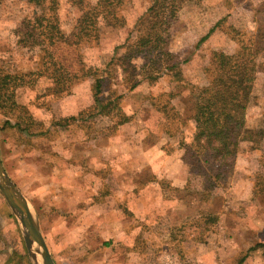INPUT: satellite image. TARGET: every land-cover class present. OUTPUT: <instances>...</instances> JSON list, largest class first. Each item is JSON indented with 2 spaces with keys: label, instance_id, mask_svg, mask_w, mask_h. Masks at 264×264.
Instances as JSON below:
<instances>
[{
  "label": "rangeland",
  "instance_id": "rangeland-1",
  "mask_svg": "<svg viewBox=\"0 0 264 264\" xmlns=\"http://www.w3.org/2000/svg\"><path fill=\"white\" fill-rule=\"evenodd\" d=\"M60 1L61 28L70 36L82 10L98 0ZM151 2L123 0L115 7L122 17L121 25L109 15L98 14L97 40L91 38L76 48L67 44L54 47V54L62 59L74 85L68 93L38 92L49 85L45 78H38L34 82V87H39L36 90L22 87L17 91L20 108L0 109L3 164L18 183L26 186L24 189L33 202H42L46 219L42 222L45 232L51 229L52 236L47 240L56 264H238L244 257L243 264H256V259H262L264 264V247L251 248L264 238V12L260 11L264 0H192L181 6L170 29L168 48L180 61L190 84L175 90L168 78L151 81L141 76V65L150 55L131 46L137 37L134 23ZM33 9L25 0L0 2V75L38 69L41 49L17 43L22 39L17 29ZM216 22L219 28L196 47L199 36ZM247 36H254L259 42L258 69L247 110V129L233 166L227 168L229 177L222 176L210 194L203 193V182L195 174L188 175L186 188L172 186L169 180L154 174L152 164L143 159L154 157L160 170L166 165L164 170L170 166L168 172L174 171L173 163H168L170 159L159 160L165 154L176 157L177 144L166 142L163 137L169 127L167 121H171L174 113L173 105L179 104L189 116L195 104V89L209 80L211 49L232 53L239 47L234 40ZM127 51L134 53L130 57L136 65L132 74L139 81L129 91L121 84L124 74L120 60L115 58ZM111 59L114 60L109 64L115 62L114 66L108 64ZM96 74L103 76L102 100L113 97L111 105L101 114L96 112L92 98ZM116 94H122L118 101L114 100ZM14 114L32 125L36 134L24 135L3 128L5 121L14 122L8 117ZM128 152L132 163L127 160L118 164L117 155L125 159ZM38 155L48 158L44 162ZM62 155H67L66 161L74 159L76 172H83L81 169L85 170L84 175L86 171L92 172L86 175L89 180L71 181L77 187L85 185L87 195L83 204L91 201L89 216L80 223L75 221L76 227L72 228L76 214L65 215L61 207L52 220L46 214L48 207L56 206L48 205L53 191L49 183L43 186L37 181L32 166H38L42 174H49V158L56 156L54 160L60 162ZM135 160L140 163L138 166ZM30 176L34 179L27 181ZM142 185L150 188L142 191ZM141 195L154 205L148 202L145 209L136 206ZM63 216L67 218L64 230L53 228ZM14 218L9 232L16 233L18 240L9 245L6 263L33 264ZM68 225L70 234L63 237ZM252 252L257 253L256 259L249 258Z\"/></svg>",
  "mask_w": 264,
  "mask_h": 264
},
{
  "label": "trees",
  "instance_id": "trees-1",
  "mask_svg": "<svg viewBox=\"0 0 264 264\" xmlns=\"http://www.w3.org/2000/svg\"><path fill=\"white\" fill-rule=\"evenodd\" d=\"M2 1L5 0H0ZM122 1L98 0L95 5L84 8L77 18V24L72 33L66 36L61 28L58 14L60 0H25L34 9L30 15L22 19L17 29L21 36L19 38L22 39L17 43H23L24 46H38L42 55L36 71L20 72V74L7 71L0 75V109L7 108L8 111H13L20 108L16 96L17 91L22 87L36 90L39 87H34V82L38 78H45V82L49 84L38 89V92L49 91L52 94H62L71 91L74 85L70 79L72 75L61 62L62 59L54 54V47L58 44H67L76 48L91 38L97 40L98 14L109 15L119 23L117 25H121L122 17L115 7L120 6ZM78 2L82 3L83 0H78ZM190 2L192 0H152L145 12L134 23L137 37L131 46L136 48V51L150 55V58L141 65L139 74L151 81L168 78V83H173L171 87L173 90L187 87L190 84L185 79L180 61L168 48L172 23L177 19L181 6ZM99 8L101 10H98ZM260 11L264 12V4ZM218 28L219 22L211 25L205 33L199 36L195 46L205 42ZM253 37L247 36L245 39L240 37L242 39L234 40L239 43V47L232 53L212 48L208 68L209 80L205 82V85L195 89V104L193 103L192 113L186 116L179 104L175 103L174 113L170 116L171 121H167L169 127H166L164 131V139L166 142L171 141L177 144L174 151L188 168V175L195 174L202 180L205 194H210L212 189L218 187V181L222 176L226 174V177H229L227 168L233 166L239 153L242 136L247 129V110L256 80L257 56L260 53L259 42ZM133 51H127L126 55L115 57L120 60L124 74L121 84L126 87L127 91L135 89L139 84L132 74L136 69V65L130 61V57L134 55V53L131 54ZM113 60L111 59L108 64ZM109 65L114 66L115 62ZM94 70L98 72L97 68ZM29 75L33 76V79L30 80ZM102 78V75L96 74L92 83V98L98 114L103 113L113 100L112 96L105 99L106 101L100 97ZM118 85H120L119 81L116 82V86ZM114 98L118 101L122 98V94H116ZM8 117L13 118L14 122L5 121V126L2 127L6 130L27 135L36 134V131L32 130V125L24 123L19 115H8ZM186 185H184L185 188ZM148 188L142 185V191ZM123 195L127 193L124 192ZM144 195L141 199L147 205L150 200L148 201ZM0 199L5 208L6 213L4 214L10 223L15 221L1 196ZM14 239H17L16 233L13 235L12 245L16 243ZM257 247H264V242H258L251 248ZM51 254L54 258L53 253Z\"/></svg>",
  "mask_w": 264,
  "mask_h": 264
},
{
  "label": "crops",
  "instance_id": "crops-1",
  "mask_svg": "<svg viewBox=\"0 0 264 264\" xmlns=\"http://www.w3.org/2000/svg\"><path fill=\"white\" fill-rule=\"evenodd\" d=\"M107 152L109 153L108 150H107ZM129 154H130L129 152L126 154V155H128V158H125V159H122L124 157L120 158V155H117L118 164H120V163L123 164L124 162H127V160H129L132 163L133 159H130ZM0 156H1V154H0ZM38 156H40V158L43 159L44 162L48 158L44 155H38ZM66 156L67 155H62L60 162L57 161V159H56V161L54 160L56 158V156L49 158V172H48L49 174H42L41 169L38 166H34V165H32V166L35 169L34 175L37 177V181H40L39 183L43 184V186H44V184L49 183L50 184L49 189L53 191V194L49 197L50 201H49L48 205L50 206L51 204H53V205L55 204L56 206L54 208L52 207L53 209L48 207V209H46L47 210L46 214L49 213L51 220H52V217L56 218V216H57L56 210L59 211V209H58L59 207L63 208V212L65 215L68 214V215H70V217L71 216L75 217V214H76V218L74 219V217H73L74 220L72 222V225L70 226L72 228V227H76V223H80L79 221L84 220V218L87 217L86 215L89 216L91 201L89 203H87L86 205L83 204V203H85L84 195H87L85 185L81 184V187H77V184L75 185V183H72L71 181L75 180V179H81V181L89 180L90 176L86 177V175H89L92 172L86 171L85 175H84V173H85L84 169H81L83 172H81V171L76 172V170L73 169V166L75 164L74 159L72 160V158H71V159H68L66 161V159H67ZM162 156L159 157V160H161V162H167L170 159V161L168 163H173L171 165V166H175V169L173 172H168L170 170V166L166 170H164L166 165L162 170H160L159 166L155 162L156 159H154V157H152V158L148 157L145 160L143 159V161L147 162L148 164L149 163L152 164V167H153L152 171H154V174H157V176L162 177V178L164 177L166 180H169L170 184L172 186H177L179 188H183V186L187 182V177H188L187 167L182 163V160L177 156V154H176V157H175V155L168 156V154H165L164 157H162ZM124 160H126V161H124ZM1 161H2V158H1ZM135 162H136V160H135ZM2 164H3V162H2ZM139 164L140 163L136 162V166H138ZM141 164L143 165L142 162H141ZM3 166H4V164H3ZM131 168H134V165L131 166ZM184 168H186V171ZM4 169H5L6 173L9 175V177L12 179V181L19 188V190L22 192V194L29 201V203H30V205H31V207L35 213V216L37 218L40 231H41V233H42V235H43V237H44V239L48 245L50 253H52L50 246H49V242L47 240V239H50L49 238L50 236H52V232H51V229H49V230H47V232H45L46 226L43 225L42 221H44L46 219L43 218V213L45 212L43 210H45V209H44L42 202L41 203L33 202L31 200L30 196L27 194L26 190L24 189L26 186L22 182L18 183L11 176V174L9 173L8 169H6L5 166H4ZM132 170H133V172H137L134 169H132ZM135 174L136 173H134L133 175H135ZM79 175H82V178L77 177ZM133 175L129 176L130 180L133 179ZM181 178H182V180H181ZM32 179H34V176L28 177L27 181H31ZM179 180L181 181L180 183H179ZM88 192H90V191H88ZM141 197H143V195H141ZM1 198H2V196H1ZM4 202H5V200H4ZM157 202H160V201L157 200ZM81 203L83 205H80ZM136 203H137L136 206H138L142 209H145L146 204H144L142 199H140ZM150 204H151V206L154 205L151 199H150ZM164 205H166V202L164 203ZM49 208H50V210H49ZM4 212H5V208H4L3 202L0 199V257H4L3 261H0V264H7L6 258L8 256V253L10 252L9 248H11L9 245L12 246V241H13V233L9 232L10 221L8 220V218L6 217V214H4ZM75 221H76V223H75ZM59 222H57L56 224H58V225L54 226L53 228H59V229H62V231H63L64 230L63 224L67 222V218L64 217ZM82 225H83V223H82ZM70 227H69V225H68V227H66L67 230L63 234V237H66V236H68V234H70V231H68L69 230L68 228H70ZM83 233H84V231H83ZM259 240H260V238H259ZM259 242H264V238H263V241H259ZM51 257H52V254H51ZM256 257H257V253H255V252H252L249 255V258H252V259H254V258L256 259ZM245 258L246 257L241 259V262L238 264H243L242 261L245 260ZM52 259L54 260V258H52ZM245 261H244V263H245ZM256 264H263L262 259H256Z\"/></svg>",
  "mask_w": 264,
  "mask_h": 264
},
{
  "label": "water",
  "instance_id": "water-1",
  "mask_svg": "<svg viewBox=\"0 0 264 264\" xmlns=\"http://www.w3.org/2000/svg\"><path fill=\"white\" fill-rule=\"evenodd\" d=\"M0 195L18 221L25 248L33 264H55L29 201L6 173L1 157Z\"/></svg>",
  "mask_w": 264,
  "mask_h": 264
}]
</instances>
